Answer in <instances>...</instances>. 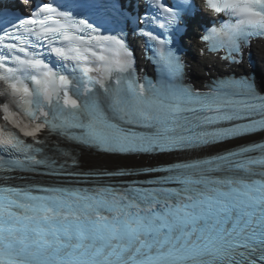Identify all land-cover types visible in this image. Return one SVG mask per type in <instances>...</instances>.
Segmentation results:
<instances>
[{"label": "snow or ice", "instance_id": "obj_1", "mask_svg": "<svg viewBox=\"0 0 264 264\" xmlns=\"http://www.w3.org/2000/svg\"><path fill=\"white\" fill-rule=\"evenodd\" d=\"M143 2L135 23L151 42L156 80L137 73L125 0H19L27 15L0 0V119L33 141L0 128V167L115 181L0 186V264H264V142L213 153L264 133V86L246 76L195 89L174 46L181 23L204 8L226 19L201 37L203 51L241 63L264 38V0ZM53 136L98 154L177 159L78 172L67 160L56 166L55 156L78 160ZM141 174L152 179H124Z\"/></svg>", "mask_w": 264, "mask_h": 264}, {"label": "bare ground", "instance_id": "obj_2", "mask_svg": "<svg viewBox=\"0 0 264 264\" xmlns=\"http://www.w3.org/2000/svg\"><path fill=\"white\" fill-rule=\"evenodd\" d=\"M255 45L254 49L260 65V78L264 85V42L258 41ZM193 51L192 60L194 62V66H192V75L194 80L202 81L208 79L210 75L217 73L222 68L223 64L217 59L198 55V49L196 47ZM146 159L147 158L143 156H112L85 150H81L80 153V161L84 166H133L147 163Z\"/></svg>", "mask_w": 264, "mask_h": 264}]
</instances>
